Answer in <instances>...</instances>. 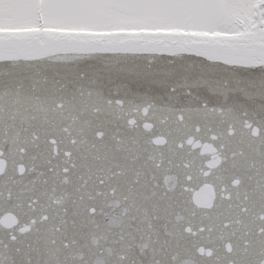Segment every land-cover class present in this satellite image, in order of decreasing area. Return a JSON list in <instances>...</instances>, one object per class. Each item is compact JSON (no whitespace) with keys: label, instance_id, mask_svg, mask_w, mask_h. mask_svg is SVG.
I'll use <instances>...</instances> for the list:
<instances>
[{"label":"snow or ice","instance_id":"6c2138e0","mask_svg":"<svg viewBox=\"0 0 264 264\" xmlns=\"http://www.w3.org/2000/svg\"><path fill=\"white\" fill-rule=\"evenodd\" d=\"M0 264H264V0H0Z\"/></svg>","mask_w":264,"mask_h":264}]
</instances>
